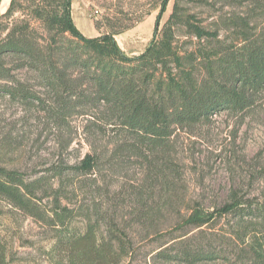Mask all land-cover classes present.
Here are the masks:
<instances>
[{
  "label": "trees",
  "instance_id": "trees-1",
  "mask_svg": "<svg viewBox=\"0 0 264 264\" xmlns=\"http://www.w3.org/2000/svg\"><path fill=\"white\" fill-rule=\"evenodd\" d=\"M168 1L160 0L162 12ZM181 1L174 0L166 21L137 55L118 46L112 26L84 35L73 21L71 0H10L0 11V99L22 103L55 130H80L89 146L69 163L62 153L73 138L59 143L47 170L77 174L87 194L100 189L102 172L117 174L137 164L144 176L137 187L130 185L129 197L131 214L138 209L140 220L150 216L144 199L151 198L152 186L168 185L179 175L172 156L180 133L221 112L247 116L261 106L264 93V0H185L232 7L209 26ZM44 179H26L0 166V199L52 231L49 264H120L132 258L127 226L106 221L96 204H62L58 185L51 190L52 207H40L35 198ZM243 203L234 190L211 209L193 204L180 215L179 233L169 232L148 255L186 263L220 255L233 264H264V205ZM237 213L232 226L213 234L219 250L204 255L189 248L193 237L216 232L223 217ZM76 215L82 216L81 229L73 224ZM0 264H9L1 242Z\"/></svg>",
  "mask_w": 264,
  "mask_h": 264
},
{
  "label": "rangeland",
  "instance_id": "rangeland-1",
  "mask_svg": "<svg viewBox=\"0 0 264 264\" xmlns=\"http://www.w3.org/2000/svg\"><path fill=\"white\" fill-rule=\"evenodd\" d=\"M9 1L0 0L1 12L6 10ZM173 2L169 0L162 12L160 0H71V15L78 29L87 36L109 31L112 26V30L118 31L114 35L118 46L128 55H137L166 21ZM181 2L185 10L196 14L206 26L232 9L220 2L213 6ZM95 9L98 13H94ZM178 36L180 41L185 38L181 31ZM260 101L261 106L247 116L221 112L209 123L180 133L172 156L179 175L168 185L152 186L151 198L144 197L150 213L145 219L137 218L138 209L131 214L130 185L137 187L144 176L137 164L117 174L102 172L105 178L100 189L86 194L82 181L79 183L83 179L77 174L64 171L61 176H54L47 170L58 155L59 143L68 138L73 141L68 151L62 153L67 162H76L89 149L80 130L71 134L55 130L43 119L36 120L22 103L8 98L0 99V166L19 171L26 179L45 176L35 200L46 210L52 207V188L59 185L62 204L72 208L79 204L92 208L96 204L106 215V221L127 226V238L135 252L132 258L127 257L120 264H233L232 259L227 262L220 255L212 260L186 263L178 259H152L148 253L171 234L179 233L175 226L180 215L193 204L211 209L226 202L236 190L244 205H264V93ZM235 218H239L238 213L223 217L216 225V232L207 230L196 235L189 248L204 255L216 252L220 244L213 234L232 226ZM73 224L83 228L82 216L76 215ZM51 235L52 231L33 217L0 199V242L9 264H49ZM178 247L170 252L175 254ZM229 247L232 249V245Z\"/></svg>",
  "mask_w": 264,
  "mask_h": 264
},
{
  "label": "built area",
  "instance_id": "built-area-1",
  "mask_svg": "<svg viewBox=\"0 0 264 264\" xmlns=\"http://www.w3.org/2000/svg\"><path fill=\"white\" fill-rule=\"evenodd\" d=\"M94 13H97V10H95Z\"/></svg>",
  "mask_w": 264,
  "mask_h": 264
}]
</instances>
